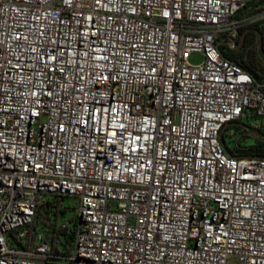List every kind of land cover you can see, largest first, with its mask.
Listing matches in <instances>:
<instances>
[{"label": "built area", "instance_id": "2783aa9c", "mask_svg": "<svg viewBox=\"0 0 264 264\" xmlns=\"http://www.w3.org/2000/svg\"><path fill=\"white\" fill-rule=\"evenodd\" d=\"M251 2L0 0V264H264V73L221 50Z\"/></svg>", "mask_w": 264, "mask_h": 264}, {"label": "trees", "instance_id": "16d2710c", "mask_svg": "<svg viewBox=\"0 0 264 264\" xmlns=\"http://www.w3.org/2000/svg\"><path fill=\"white\" fill-rule=\"evenodd\" d=\"M261 5H264V0H252L251 2V7L253 8ZM255 28L258 29L264 36V28H260L259 26ZM244 32L245 31H243V33ZM253 44L254 38L251 37L241 49L231 52H225L224 48H221V50L225 58L242 65L247 71H249L255 78L258 79L259 77L256 71L264 73V69L262 70L261 67L255 66L253 62L246 61L247 57L242 59L238 55V53L240 52H245L247 55L250 46H252ZM243 153L246 156H256L264 158V143H256L254 146L249 148V151H244ZM66 199V197H53L47 200L37 211L34 227L40 231L46 232L47 238L52 242L53 245H55L56 243H60L62 247L69 249L75 236V230L72 226L75 222V216L69 222H63L69 223L71 227H62L63 223H60V218L66 217V213L68 210L64 205V201ZM16 244L20 247H23L21 243L17 242Z\"/></svg>", "mask_w": 264, "mask_h": 264}, {"label": "rangeland", "instance_id": "374dc122", "mask_svg": "<svg viewBox=\"0 0 264 264\" xmlns=\"http://www.w3.org/2000/svg\"><path fill=\"white\" fill-rule=\"evenodd\" d=\"M248 1H252V0H248ZM264 28V27H263ZM258 40H256V43H254L252 46H250L248 54L246 55L245 52H240L238 53V55L243 59L245 57H247L246 61H250L253 62L255 64V66L257 67H261V69H264V59L261 56L260 52L258 54ZM187 62L192 65V66H199L201 64L204 63V57L202 54L199 53H191L188 55L187 57ZM246 124L250 123L247 119L245 120ZM230 130H228L226 132L227 138H226V142L229 145H232L233 143L231 142V139L229 138V134H230ZM248 142V141H247ZM246 142V143H247ZM250 143V142H249ZM79 201L77 199H69L67 198L64 201V205L66 206L67 213H66V217H61L60 218V223L63 222H69L70 220H72V218L75 216L76 212H75V208H77ZM15 235H17V233H15ZM10 245H12V243L10 242ZM230 264H238V261L236 260H231Z\"/></svg>", "mask_w": 264, "mask_h": 264}, {"label": "water", "instance_id": "95a60500", "mask_svg": "<svg viewBox=\"0 0 264 264\" xmlns=\"http://www.w3.org/2000/svg\"><path fill=\"white\" fill-rule=\"evenodd\" d=\"M249 32H255V33L258 34V49H259L260 54L264 58V36H263V34L258 29H248V30H246L240 36V40H239V43L237 45V49H241L245 45V43H246V37H247V34ZM231 125H234V124H231ZM254 132L256 134H258V135H262V133L260 131L254 130ZM221 141H223L222 138H221Z\"/></svg>", "mask_w": 264, "mask_h": 264}, {"label": "flooded vegetation", "instance_id": "af4514ba", "mask_svg": "<svg viewBox=\"0 0 264 264\" xmlns=\"http://www.w3.org/2000/svg\"><path fill=\"white\" fill-rule=\"evenodd\" d=\"M250 29H256V28H250ZM253 37L254 38V43H256V40H258V34L255 32H249L247 34V38H246V43L249 41V39Z\"/></svg>", "mask_w": 264, "mask_h": 264}]
</instances>
